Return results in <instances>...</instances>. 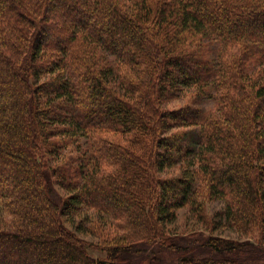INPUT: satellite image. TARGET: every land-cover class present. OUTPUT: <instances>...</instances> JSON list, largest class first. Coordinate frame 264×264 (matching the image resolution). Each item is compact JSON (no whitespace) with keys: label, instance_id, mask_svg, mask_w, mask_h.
Here are the masks:
<instances>
[{"label":"trees","instance_id":"1","mask_svg":"<svg viewBox=\"0 0 264 264\" xmlns=\"http://www.w3.org/2000/svg\"><path fill=\"white\" fill-rule=\"evenodd\" d=\"M263 66L264 0H0V264H164L135 262L144 245L264 264L257 241L183 247L165 229L186 208L264 236ZM83 208L114 228L103 257L68 225Z\"/></svg>","mask_w":264,"mask_h":264},{"label":"rangeland","instance_id":"2","mask_svg":"<svg viewBox=\"0 0 264 264\" xmlns=\"http://www.w3.org/2000/svg\"><path fill=\"white\" fill-rule=\"evenodd\" d=\"M264 68V66H263ZM192 90L184 87L177 96L170 99L164 104L165 107L174 108L181 106L192 101ZM199 105L204 108L212 106L211 99L209 97H204L200 100ZM84 144V137H76L73 135V141L66 146L65 150L60 153V159L66 158L70 153L75 152L76 144ZM58 159V155H57ZM54 160V161H53ZM56 159L50 158V162H55ZM177 173L176 169H170L165 174L170 175ZM58 193L60 195H66L67 192L64 188L57 187ZM222 201L213 200L206 201V214L207 218L212 220V218L219 219L221 217ZM68 222V221H67ZM70 228L78 231L79 236L85 241L92 244L88 247L89 253L93 257H103L104 251L100 248H96L98 244H103L105 241L111 239L114 235V228L109 223V220L105 217H101L94 213L90 209H81L77 216L72 215L71 220L68 222ZM165 229L171 235H177L178 243L183 247H195L199 248L203 240L212 235L216 237H221L225 239H231L240 242H248L249 245L256 244V241L261 245H264V236L260 237L257 233L253 236H248L234 228L228 226H222L217 229L207 228L206 225L198 221L192 214H190L186 208H179L176 210V217L173 221L165 223ZM251 248V246H250ZM254 247L252 246V249ZM139 250L134 251V261L144 263L146 260L152 259L155 254H158L159 259H161L164 264H172L176 261L175 252H158L157 246L155 245H144L138 248ZM262 263L264 261H261Z\"/></svg>","mask_w":264,"mask_h":264}]
</instances>
